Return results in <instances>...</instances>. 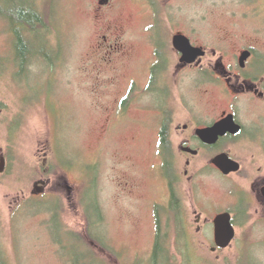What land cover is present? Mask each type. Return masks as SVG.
<instances>
[{
	"label": "rangeland",
	"instance_id": "374dc122",
	"mask_svg": "<svg viewBox=\"0 0 264 264\" xmlns=\"http://www.w3.org/2000/svg\"><path fill=\"white\" fill-rule=\"evenodd\" d=\"M22 1L27 2L22 8L52 25L47 49L52 60L49 64L37 54L28 76L18 77L17 26L0 14V60L8 65L0 69V242L5 254L11 264H69L75 250L86 248L65 232L56 210L68 231L91 241L87 208L95 211L94 201L102 208L99 233L115 250L112 255L90 242L106 261L102 264H151L159 235L156 209L173 202L172 181L158 154L162 118L149 111L156 96L144 92L157 48L180 63L174 42L177 34H187L211 53L226 55L231 67L245 49L264 55V0H159V12L143 0H112L106 8L102 0ZM155 27H161L165 47L147 39ZM258 66L257 59L252 61L251 76L263 74ZM200 77L190 71L168 79L176 90L177 126L185 128L192 120L206 124L210 116L217 119L234 108L230 95L217 85L198 84L204 82ZM134 85L140 88L136 104L123 109L121 101ZM240 104L242 120L255 134L257 105L248 99ZM181 140L175 139L177 158L169 165L181 178L178 191L188 210L194 264H264V226L258 218L238 216L237 240L214 252V223L200 224L197 214L200 203L213 216L238 210L242 191L253 196L256 146L228 145L233 159L245 165L244 175L228 179L214 167L216 155L188 157ZM4 157L8 165L2 173ZM42 181L49 186L35 195Z\"/></svg>",
	"mask_w": 264,
	"mask_h": 264
},
{
	"label": "flooded vegetation",
	"instance_id": "af4514ba",
	"mask_svg": "<svg viewBox=\"0 0 264 264\" xmlns=\"http://www.w3.org/2000/svg\"><path fill=\"white\" fill-rule=\"evenodd\" d=\"M143 1L150 5L155 12L156 9L159 12L157 8L159 0ZM100 4L102 6L101 8L110 7L112 5V0H102ZM158 31H160L161 34V27L149 29L146 34L147 39H154V41L158 44L157 47H165L167 40L163 39L162 35L160 36ZM178 35L187 36L189 39H191L193 45L196 48L205 49L207 56L199 59L197 63L189 65L183 63V55L180 52L177 51L180 55L181 62H172L167 53H160V51L158 52L157 48L156 60L153 66H151L149 83L144 88V92L156 96L153 104L155 108L153 109L149 107V111L152 110L157 112L156 114H159V117L162 118L159 132L160 147L158 148V154L160 158L164 160L163 166L166 167L168 163L167 159H170V157L177 158V145L175 143L176 137H180L182 139V143L179 147L188 157H199L203 153H208L211 155H216V158L224 154H228L233 158L232 154H230V149L228 148L229 144H254L257 148L256 163L258 173L256 177L251 180L253 182V196L245 191H242L241 195L238 194L240 202L238 205V210H232L226 213H231L233 215L236 228L238 216L243 218L245 221L250 220L253 217L256 219L258 218V221L264 226V72L263 74L256 75V77H253L250 74L251 63L256 59L259 62V69L262 68L264 70V55H258L257 51L253 48L245 49L242 51V53L235 56V62H237L236 67H231L227 64L226 55L220 56L218 51L211 53V49H209L207 46L200 45L190 35L177 34L176 37ZM106 39L109 40V38ZM111 49H114L115 51L122 50V48L116 47L115 45H113ZM248 52H252L253 56L251 59H249V61H247L246 64H243L242 59ZM216 61H218V65L215 67L214 63ZM190 71L197 72V75L199 77L201 76L200 78H203L204 82H198V84H204L209 87L217 85L220 90H224L226 95H230L233 98L232 107L234 108L229 111L226 110L217 119L213 116H210L209 121L206 124H198L196 120H192V122L187 124L185 128L182 126H177L178 111L173 108V105L175 104L174 95L176 94V90H174L173 86H170L171 83L168 79L172 78V74L181 75L184 72ZM138 91H140V88L136 87V85H134L129 90L128 95L121 101L123 109L125 107H134L136 104V93ZM245 99L255 101L257 105V109L255 110L257 115L255 134L249 133L247 126L242 120V104L240 103ZM230 116H235L238 124L243 126L242 133L238 135L229 134L228 136L222 138L217 145L212 146L205 143L200 137L199 132L201 130L215 127L219 123L228 119ZM192 152H199V155H194ZM240 163L243 165V171L239 174H234L231 176H226L218 167L215 165L214 167L219 171V173L228 179H231L236 175H244L245 165L243 162ZM188 165L192 166V162L189 161ZM187 175H189V172ZM253 198L256 202V207L253 206V202L251 200ZM199 208L200 209L197 212V214H199V223H214V225H211L214 226L215 232L216 220L219 216L226 213L219 212L213 216H209L201 203L199 204ZM201 209H203L202 212ZM205 215H208L210 218L204 220ZM156 216L158 219V208L156 209ZM213 218L215 219L214 221ZM215 249L222 251V249L214 248V252Z\"/></svg>",
	"mask_w": 264,
	"mask_h": 264
},
{
	"label": "trees",
	"instance_id": "16d2710c",
	"mask_svg": "<svg viewBox=\"0 0 264 264\" xmlns=\"http://www.w3.org/2000/svg\"><path fill=\"white\" fill-rule=\"evenodd\" d=\"M21 3H23V6H27V2L22 0H0V14L8 16L17 26L16 33L20 41V46L16 61L18 67L21 69V72L17 73V75L18 77H26L28 76V67L34 61V56L37 54L38 56L36 58L40 56L45 57L49 60L50 64L52 57L47 54V49L49 50V46L52 44L49 39H51L53 35V29L52 25L43 24L44 19H42V16L38 12L36 14L33 11L26 10L24 7L22 8ZM4 65L7 68L8 65L6 61L0 60V69H2ZM175 161L176 157H170V159H167L168 163L165 167L168 173V179L172 181L174 198L170 208H158L159 235L151 264H180L179 256L183 258V264H194L197 258L193 251L192 234L188 223V210L184 199L178 191V184L180 185L181 178L174 170L175 168L172 167V169H170L169 165V163L173 165ZM64 163L65 167L68 169L67 163ZM92 206L95 208V211L87 208L90 226L89 237L91 241L85 240L80 234L68 231L60 217V210H56L59 214L55 211L57 213L56 217L61 220L65 232L73 236L76 241L87 250L83 248L75 250V253L72 254L68 261L69 264H102L103 261L106 262L98 256L94 246H92L90 242H93L98 247H102L107 253H111L112 255L115 254V250L105 243L106 240H104L102 238L103 236L99 233L103 221L101 219L102 208L98 202L94 201L92 202ZM165 218H167L168 221L167 229L165 227ZM175 229L178 232L177 239L175 240L177 253L173 250V233L176 232ZM94 231H96L97 235ZM0 264H11L1 242Z\"/></svg>",
	"mask_w": 264,
	"mask_h": 264
},
{
	"label": "water",
	"instance_id": "95a60500",
	"mask_svg": "<svg viewBox=\"0 0 264 264\" xmlns=\"http://www.w3.org/2000/svg\"><path fill=\"white\" fill-rule=\"evenodd\" d=\"M175 48L183 55V63L193 65L198 62L199 59L207 56L205 49L196 48L191 39L185 35H178L174 42ZM253 56L252 52H248L244 55L242 61L246 64ZM243 126L238 124L235 116H230L225 121L219 123L215 127L210 129L201 130L199 132L203 141L209 145H217L222 138L229 134L238 135L242 133ZM194 155H199V152H192ZM213 164L218 167L226 176L239 174L243 171V165L234 160L230 155L224 154L217 157ZM8 165L7 158L2 160L1 172L5 173ZM48 182L42 181L37 184L35 195H43L46 192ZM238 238V230L234 224V217L231 213H226L218 217L216 220V243L218 249L227 250ZM218 250L215 249V252Z\"/></svg>",
	"mask_w": 264,
	"mask_h": 264
}]
</instances>
